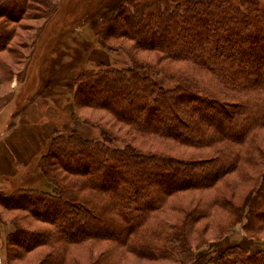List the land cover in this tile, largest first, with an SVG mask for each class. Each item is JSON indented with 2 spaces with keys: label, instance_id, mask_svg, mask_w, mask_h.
Returning a JSON list of instances; mask_svg holds the SVG:
<instances>
[{
  "label": "trees",
  "instance_id": "1",
  "mask_svg": "<svg viewBox=\"0 0 264 264\" xmlns=\"http://www.w3.org/2000/svg\"><path fill=\"white\" fill-rule=\"evenodd\" d=\"M54 8L50 0H0V51L16 31L7 22ZM114 13L99 40L132 65L82 71L73 79L74 101L109 112L128 131L88 119L101 139L54 131L39 162L53 191L19 188L5 196L6 208L26 211L43 227H18L11 240L27 253L49 247L39 264H82L70 253L77 247L88 251L86 264H119L118 256L101 259L112 243L119 255L191 263L206 240L193 245L188 232L213 211L227 213L221 237L241 224L247 236L264 240L257 237L264 229V5L125 0ZM139 51L158 52L157 64L141 60ZM140 70L163 73L174 87ZM222 185L234 189L222 194ZM239 185L245 190L237 199ZM187 191L209 195L193 205L174 198ZM205 264H264V248L229 245Z\"/></svg>",
  "mask_w": 264,
  "mask_h": 264
},
{
  "label": "rangeland",
  "instance_id": "2",
  "mask_svg": "<svg viewBox=\"0 0 264 264\" xmlns=\"http://www.w3.org/2000/svg\"><path fill=\"white\" fill-rule=\"evenodd\" d=\"M50 1L55 8L43 17L34 18L30 15L17 23L7 22L5 27L14 28L16 31L13 36H9L11 39L9 46L0 51V135L11 134L10 140L18 145V159L21 153L28 152V159L22 163L18 161L12 176H1L0 179V264H39L46 260V255L49 253L47 246H39L30 253L16 247L13 239L11 240V234L15 229L18 227L40 229L38 226L43 227V225L36 222L26 211L8 209L4 206L7 201L5 196L19 188L53 191L54 185L44 177L39 166L40 158L48 150L53 134H50L48 143L43 149L37 147L44 139L42 133L47 131V124L50 127L52 124L54 131L74 130L85 139L94 140L101 139L100 130L85 123V119L111 125L119 134L128 131L127 127L115 121L109 112L77 105L74 101L73 82L74 77L82 71H96L105 65L115 69H126L132 65L131 60L122 50H110L111 48L105 46V43L102 44L98 36L116 15L114 13L116 8L125 0ZM259 1L264 5V0ZM123 45L131 46L133 42L125 39ZM159 55L154 51L138 52L141 60L151 64H157ZM167 63L168 61L162 60L159 66L164 68ZM139 73L144 77L154 78L166 88L174 87V83L163 73L156 74L149 70H140ZM25 108L33 109L35 115H39L37 122L29 121L27 118L20 121L19 117H23L22 112H25ZM27 127L34 128L35 133L25 134ZM175 149L183 152L181 147ZM73 160L75 161L74 158ZM117 166L126 170L123 165ZM132 178L133 176H130V179ZM133 180L136 181L137 178ZM220 187L222 194L234 189L225 185ZM235 190L236 198L239 199L245 187L239 185ZM203 194L207 196L209 192H181L174 198L193 205L204 197ZM192 195L196 197L194 203H191ZM226 215L227 213L213 211L210 216L195 221L193 228L188 232V237L195 245L202 240L201 236H205L203 239L206 240V244L196 246L194 249L197 253L196 258L191 263L156 262L139 258L128 252L119 255L117 253L119 249L113 243L106 248L105 255L100 257L106 261L107 258L116 260L118 256L119 264H205L212 255L229 245L240 244L251 251L264 248V240L247 236L241 224L221 237L224 233V225L228 221ZM164 216L168 217L166 213ZM257 237L264 238V229L257 233ZM111 249L114 250L113 254L109 251ZM70 253L73 258L80 259L82 256V264L89 262V260L85 261L88 251L83 247L73 248ZM16 255L18 259L15 258Z\"/></svg>",
  "mask_w": 264,
  "mask_h": 264
},
{
  "label": "crops",
  "instance_id": "3",
  "mask_svg": "<svg viewBox=\"0 0 264 264\" xmlns=\"http://www.w3.org/2000/svg\"><path fill=\"white\" fill-rule=\"evenodd\" d=\"M25 112H22L23 117H19L20 121L22 122V119L27 118L29 121L37 122L39 119V115H35V111L33 109H27L25 108ZM30 110H33L30 114L28 112ZM25 114V115H24ZM48 128L47 131H44L42 135L44 136L41 140V142L38 143L37 147H42V149L46 146L48 143V139L51 136L50 134H54L55 128L51 124V127L49 124H47ZM25 134L29 135V133H35V129L31 127L25 128ZM38 132V130H37ZM39 133V132H38ZM41 134V133H40ZM41 135V136H42ZM11 134L9 135H0V179L1 176H12L14 174V168H16V165L19 161V163H22L23 161H26L28 159V152L21 153L20 158L19 157V150L18 145L15 143V141L10 140ZM35 147V148H37Z\"/></svg>",
  "mask_w": 264,
  "mask_h": 264
}]
</instances>
